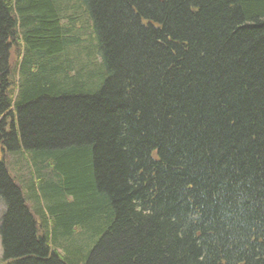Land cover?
<instances>
[{"label":"trees","instance_id":"trees-1","mask_svg":"<svg viewBox=\"0 0 264 264\" xmlns=\"http://www.w3.org/2000/svg\"><path fill=\"white\" fill-rule=\"evenodd\" d=\"M0 150L7 264H264V0H0Z\"/></svg>","mask_w":264,"mask_h":264},{"label":"rangeland","instance_id":"rangeland-1","mask_svg":"<svg viewBox=\"0 0 264 264\" xmlns=\"http://www.w3.org/2000/svg\"><path fill=\"white\" fill-rule=\"evenodd\" d=\"M4 153L0 150V157L3 158L4 156ZM7 160L10 161V165L9 167H11V172L13 175L15 176H22L24 178H28V176L30 175V171H29V167L28 165L23 168L20 169L19 171V167L17 168L16 166L19 165V164H24V157L21 156V155H16V154H7ZM23 169V170H22ZM21 170L23 171L21 174ZM22 185V188L25 192V197L27 199V203L30 205V208L32 210L35 211V207H36V202H35V199L33 197V192L30 188H28L27 186H25V184H21ZM30 190V191H29ZM31 192V193H30ZM39 200H40V203L41 205L43 206V208L46 210V205H47V197L45 196V194L43 192H41L40 194V197H39ZM4 203L2 202V200H0V217L3 213V210H4ZM36 217L39 219V215L36 214ZM6 260H4L3 258V247H2V241H1V237H0V264H7V261L5 263Z\"/></svg>","mask_w":264,"mask_h":264},{"label":"bare ground","instance_id":"bare-ground-1","mask_svg":"<svg viewBox=\"0 0 264 264\" xmlns=\"http://www.w3.org/2000/svg\"><path fill=\"white\" fill-rule=\"evenodd\" d=\"M91 51L93 52V49H91ZM14 120H15V119H14ZM24 165H25V163H24V164H19V165H17L16 167H17V168L19 167V171H20V169L23 168ZM7 168L11 170V167H9V165H8ZM22 170H23V169H22ZM22 170H21L20 174L23 172ZM36 178L39 179V181L42 182V183L45 182V179H44V178H38V177H36ZM17 180H18V182L21 183V184H22V183H23V184H26V183H27V184H31V182L29 181V180H30L29 176H28V178H24V177L18 175ZM26 201H27V199H26ZM28 206L30 207L29 204H28ZM30 209H31V208H30ZM31 210H32V209H31Z\"/></svg>","mask_w":264,"mask_h":264}]
</instances>
